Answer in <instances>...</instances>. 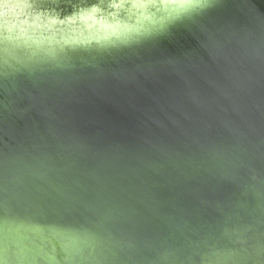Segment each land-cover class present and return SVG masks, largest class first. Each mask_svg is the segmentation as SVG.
<instances>
[{
	"label": "water",
	"instance_id": "obj_1",
	"mask_svg": "<svg viewBox=\"0 0 264 264\" xmlns=\"http://www.w3.org/2000/svg\"><path fill=\"white\" fill-rule=\"evenodd\" d=\"M26 35L0 37V264H195V240L209 264H264V109L232 108L243 62L215 46L138 72L153 62Z\"/></svg>",
	"mask_w": 264,
	"mask_h": 264
},
{
	"label": "rangeland",
	"instance_id": "obj_2",
	"mask_svg": "<svg viewBox=\"0 0 264 264\" xmlns=\"http://www.w3.org/2000/svg\"><path fill=\"white\" fill-rule=\"evenodd\" d=\"M21 31L30 33L26 43L34 44V48L43 46L46 51L54 40L55 44L70 38L78 40L72 47L64 44V57L102 58L117 61L123 68L153 62L149 69L140 67L138 72L160 68L155 63L162 66L186 52L194 55L217 46L218 58L234 57L238 61L236 68L243 62L235 70L237 79L232 90L243 93L245 101L236 100L232 108L243 106L248 112L264 109V45L260 43L264 34V0H0V37L16 36ZM249 32L254 54L249 52L239 60L240 48L246 46L243 43ZM115 36H120L115 38L120 45L113 42L106 49L96 40L83 41ZM194 57L190 58L196 61ZM250 233L236 244L252 247ZM198 241L187 246L197 252L193 263L209 264L210 260L200 257L197 251L201 246ZM205 242L201 243L205 246ZM170 248L173 252L167 254L168 259L175 260L179 246Z\"/></svg>",
	"mask_w": 264,
	"mask_h": 264
},
{
	"label": "bare ground",
	"instance_id": "obj_3",
	"mask_svg": "<svg viewBox=\"0 0 264 264\" xmlns=\"http://www.w3.org/2000/svg\"><path fill=\"white\" fill-rule=\"evenodd\" d=\"M172 253V252H171Z\"/></svg>",
	"mask_w": 264,
	"mask_h": 264
}]
</instances>
